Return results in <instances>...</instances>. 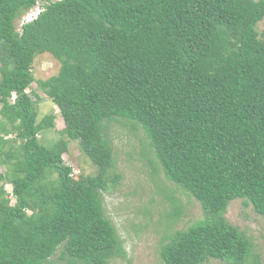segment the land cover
I'll list each match as a JSON object with an SVG mask.
<instances>
[{"label":"trees","instance_id":"16d2710c","mask_svg":"<svg viewBox=\"0 0 264 264\" xmlns=\"http://www.w3.org/2000/svg\"><path fill=\"white\" fill-rule=\"evenodd\" d=\"M263 19L264 0H0V264H47L59 247L71 264L124 254L103 208L105 123L118 119L142 128L164 177L203 211L161 244L159 264H246L252 244L224 213L242 199L264 217ZM42 53L60 66L36 80ZM33 82L64 124L51 146L37 138L54 117L37 119ZM67 139L94 174L72 175Z\"/></svg>","mask_w":264,"mask_h":264},{"label":"rangeland","instance_id":"374dc122","mask_svg":"<svg viewBox=\"0 0 264 264\" xmlns=\"http://www.w3.org/2000/svg\"><path fill=\"white\" fill-rule=\"evenodd\" d=\"M35 9V8H34ZM29 11L23 13L26 16ZM21 19L15 21L19 29ZM264 29V19L257 24ZM60 63L49 53L37 55L32 63V74L37 79H46L58 72ZM35 101L37 119L53 115L54 126L41 131L37 138L45 146H51L60 138L64 127L58 107L37 88L35 82L27 89ZM112 141L115 164L109 171L107 190L103 193L105 215L113 223L122 240L124 254L113 257L108 264H159V250L162 243L176 230L185 229L202 219L203 211L199 202L182 188L168 181L149 146L148 138L142 128L126 119L105 123ZM14 134L6 138L13 139ZM16 145V144H15ZM11 144L2 146L8 151ZM14 147V144H13ZM63 161L72 168V175H91L96 171L89 159L80 153L76 141L67 139ZM6 169L0 166V171ZM11 203V184H4ZM174 209L177 216L170 217ZM224 217L238 227L252 244V252L246 264H264V217L257 214L250 204L242 199L229 202ZM59 247L47 264H71L61 253ZM203 264H229L209 259Z\"/></svg>","mask_w":264,"mask_h":264},{"label":"built area","instance_id":"2783aa9c","mask_svg":"<svg viewBox=\"0 0 264 264\" xmlns=\"http://www.w3.org/2000/svg\"><path fill=\"white\" fill-rule=\"evenodd\" d=\"M40 10H41V8H40L39 6H36L35 9H34L31 13H29L28 15H26V16L24 17V19L22 20V22H27V21L32 20L34 17H36V14H37ZM22 22H21V23H22ZM13 98H14V96H13Z\"/></svg>","mask_w":264,"mask_h":264},{"label":"clouds","instance_id":"9594fccd","mask_svg":"<svg viewBox=\"0 0 264 264\" xmlns=\"http://www.w3.org/2000/svg\"><path fill=\"white\" fill-rule=\"evenodd\" d=\"M33 10H34V8H33L31 11H29V12L31 13ZM28 14H29V13H28ZM28 14H27V15H28ZM36 15H37V14H36ZM24 17H25V16L22 17L21 22H22V20L24 19ZM34 18H35V17H34ZM34 18H33V19H34ZM30 21H31V20H30ZM27 22H28V21H27ZM22 23H23V22H22ZM22 23H20V24H22Z\"/></svg>","mask_w":264,"mask_h":264}]
</instances>
